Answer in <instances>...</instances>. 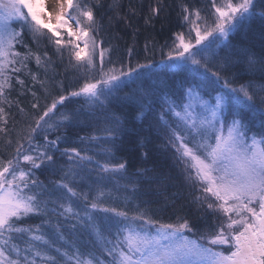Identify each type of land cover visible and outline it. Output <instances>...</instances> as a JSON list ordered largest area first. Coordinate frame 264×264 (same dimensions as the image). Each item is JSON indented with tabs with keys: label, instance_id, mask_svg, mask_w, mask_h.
Listing matches in <instances>:
<instances>
[{
	"label": "snow or ice",
	"instance_id": "6c2138e0",
	"mask_svg": "<svg viewBox=\"0 0 264 264\" xmlns=\"http://www.w3.org/2000/svg\"><path fill=\"white\" fill-rule=\"evenodd\" d=\"M102 7L103 0H0V133L9 131V113L3 105L12 106L7 92L13 87V78L21 87L25 85L13 74L26 71L43 88L45 82L28 64L34 61L37 69L47 73L54 63L49 47L61 63L67 53V66L83 75L78 88L53 96L34 118V125L21 137L29 145L27 151L18 139L16 155L0 160V264H264V56L245 50L242 59L232 53L228 43L230 34L255 18L264 21V0H212L211 18L203 16L200 9L182 5L188 30L175 34L165 54L169 68L190 73L194 81L184 89L179 102L163 91L166 82L153 78V61L133 65L129 59L117 66L111 60L103 40H97L102 27L97 15ZM108 7L117 10L119 19V0H112ZM162 7L158 0L151 8L152 17L159 15ZM13 22L19 24V30L12 27ZM25 32L37 45L47 41L42 53L27 45H23L24 53L16 50ZM221 46L228 49L224 56L219 54ZM217 61L218 67H210ZM232 69L238 70L222 75ZM242 74L250 79L236 83ZM161 94L157 113L154 105ZM69 97L82 98L89 110L83 115L103 121L102 131L113 140L125 131L120 117L104 115L114 101L135 103L138 121L151 118L145 131L161 139L158 147L171 152L176 166H182L190 203L213 215L214 233L190 239L185 233L195 235L196 230L185 216L166 223L139 204L133 205L130 196L123 198L120 208L115 206L120 198L100 187L95 195H91L92 189L78 190L77 169L82 171L93 157L75 147L61 150L59 136L50 140L45 134L44 144L32 147L40 131L58 130L82 115L79 110L61 113L53 121L58 106ZM31 107L39 110L38 103ZM85 139L95 141L98 137L80 138L81 142ZM149 143L150 137L141 136L138 147L147 149ZM56 152L67 157L66 168L57 166ZM96 164L113 175L127 170L124 162ZM41 167L61 173L51 193L34 176L33 170ZM149 171L155 172L145 168L136 175L166 185L169 177L148 176ZM131 187L135 190L136 182H131ZM52 193L55 199L50 198ZM180 195L174 193L173 199ZM110 199L113 205L107 204ZM49 203L55 205L52 211L58 208L60 216L76 219L91 232L94 250L81 251L75 245L64 248L58 243L65 239L58 227L46 232L42 225L26 223L29 218L48 215ZM98 213L105 214L102 220Z\"/></svg>",
	"mask_w": 264,
	"mask_h": 264
},
{
	"label": "trees",
	"instance_id": "16d2710c",
	"mask_svg": "<svg viewBox=\"0 0 264 264\" xmlns=\"http://www.w3.org/2000/svg\"><path fill=\"white\" fill-rule=\"evenodd\" d=\"M112 0H103V7L100 8L97 15L98 22L102 26L97 40H103V46L109 49L110 58L112 61L127 63L129 59L132 64L145 63L148 60L156 64L153 69L154 79L166 82L167 87L163 90L178 102L184 89L191 83L193 79L190 73L173 70L168 67V62L165 60V54L172 47L175 39V34L187 32L188 24L183 21L182 5L187 4L190 8L200 9L203 16L211 18L212 0H162L163 7L159 15L152 17L151 8L156 6L158 0H119V19L116 18L117 10H109L108 5ZM260 10L258 4L257 11ZM112 17L113 19H109ZM126 17V20L124 19ZM152 17L148 23L146 18ZM12 27L19 30V24H12ZM230 48L233 54H238L243 59L244 51L255 53L257 56H264V21L255 18L247 27L240 31L230 34ZM43 44L37 45L33 43L31 35L24 33L22 43L17 44L16 50L24 53L26 51L23 45H27L33 52L42 53L45 50ZM147 46V50H146ZM49 55H52L53 64L45 73L44 69H37L34 61H30L28 68L31 72L38 75L40 81H44V87L40 83H34L26 71L18 74L20 79L25 81V85L17 84L15 78L12 80L13 87L8 90V99L12 101V106L9 108L7 104L3 105L8 111V133H0V160H8L13 158L16 148V141L26 135L29 125H34V118L43 111L46 104L51 103V99L56 95H67L68 92L75 90L83 83V75L74 68L68 67V56L65 54L63 63L60 59L53 55V49H47ZM228 49L221 46L219 50L220 56H224ZM107 59V57H106ZM164 60V63L161 61ZM73 63H75L73 61ZM19 66V65H17ZM210 67H218V61ZM232 69L223 72L222 75L230 76ZM250 79L249 76L242 74L241 78L236 83H243ZM259 80V77H256ZM47 89V94L45 93ZM127 91V89H125ZM36 95L33 96L32 93ZM33 103L39 104V110L33 109ZM17 104L19 106H17ZM162 106V94L155 102V110L158 113ZM24 109V112L20 111ZM79 110L82 115L67 126L61 127L55 131H40L35 135L32 142V147L44 144V135L47 134L49 139L61 137L59 148L75 147L82 151V154L93 157L91 162H85L82 166V171L77 169V188L80 191H88L92 189L91 195H95L97 187L102 188L106 193H111L112 197H119L115 200V206L123 208V198L125 196L132 197L134 204H139L142 208L149 210L155 218L163 222H174L177 216H185L192 223L196 234L211 235L214 233L215 224L213 215L205 210H198L195 204L190 203V197L187 196V188L183 186V176L181 175L182 166L177 167L173 159V154L158 147L162 141L154 133L145 131L149 120L143 122L135 119L138 106L135 103H116L115 101L107 106L104 113L110 116L113 113L120 117L122 128L125 130L123 135L117 134V138L108 137L102 131L105 127L103 121H97L88 115H83L89 110L82 98L69 97L63 106H58L57 115L53 117L56 120L61 113L75 112ZM97 114L100 110L97 109ZM98 137L95 141L85 139L81 142V137ZM141 136L150 137L151 143L147 149L138 147L139 138ZM8 139L12 140L11 144H7ZM24 144V151H27L29 145L21 139ZM111 148V152L106 149ZM147 151V156L143 153ZM57 166L64 165L65 168L69 162L67 157H61L59 152H56ZM111 161L112 163H126L127 170L123 173L110 174L102 172L96 164ZM22 167H27L21 163ZM155 170L149 171L148 176L159 174L169 177L166 185L161 184L158 179L149 180L147 178L138 177L139 169ZM34 176L43 186L51 193L55 187V182L60 179L61 173L59 170H53L49 167H41L34 169ZM131 182H136V188L133 190ZM127 186V187H126ZM174 193L181 195L173 199ZM165 197H168L166 199ZM51 199H55V193H52ZM107 204L113 205V200L106 201ZM55 205L49 203L48 215L36 216L29 218L26 223L31 225H42L46 232H52L56 227L64 235V241H58L64 248H71L73 245L80 248L81 251H91L95 249V238L91 232L74 218H68L59 215V209L52 211ZM81 214H83V204H81ZM98 217L102 220L105 214L98 213ZM47 221V223H42ZM219 221H217L218 223ZM211 229L212 231H208ZM188 236H193L192 233H186Z\"/></svg>",
	"mask_w": 264,
	"mask_h": 264
},
{
	"label": "rangeland",
	"instance_id": "374dc122",
	"mask_svg": "<svg viewBox=\"0 0 264 264\" xmlns=\"http://www.w3.org/2000/svg\"><path fill=\"white\" fill-rule=\"evenodd\" d=\"M12 24H14V25L16 24V25H17V23H15V22H13ZM81 46H82V45H81ZM185 234H186V233H185ZM189 238H190V239H196V238H198V237L193 235V236H189Z\"/></svg>",
	"mask_w": 264,
	"mask_h": 264
}]
</instances>
